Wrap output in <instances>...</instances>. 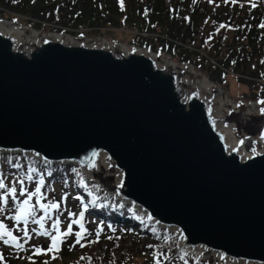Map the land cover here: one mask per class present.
I'll return each mask as SVG.
<instances>
[{"label":"water","instance_id":"water-1","mask_svg":"<svg viewBox=\"0 0 264 264\" xmlns=\"http://www.w3.org/2000/svg\"><path fill=\"white\" fill-rule=\"evenodd\" d=\"M35 33L0 27V150L78 164L200 259L264 264V104L164 51Z\"/></svg>","mask_w":264,"mask_h":264},{"label":"trees","instance_id":"trees-1","mask_svg":"<svg viewBox=\"0 0 264 264\" xmlns=\"http://www.w3.org/2000/svg\"><path fill=\"white\" fill-rule=\"evenodd\" d=\"M0 6L30 16L27 21L35 26L50 29L55 26L49 27L44 22L73 32L90 26L102 32L97 27L107 24L121 27V30L134 28L137 31L134 38L139 44L164 48L183 59H190L215 79L222 80L223 69L233 68L246 84L256 88L258 82L250 76L264 77V0H0ZM104 33L117 35L114 32L110 35L106 30ZM179 41L194 45L200 51L184 50L177 44ZM202 51L210 58L199 56ZM0 170L7 179L18 173L40 172L46 176L44 187L51 191L54 184H58L67 195L70 192L68 179L81 183L82 174L73 165L50 164L13 153L0 154ZM94 185L100 196L105 194ZM67 198L76 201L70 194ZM130 220L125 225L134 227L135 232L130 233L131 241L122 249L116 247L95 254L98 244L81 248V253L89 254L87 264H156L157 258L160 264H206L194 263L184 255H173L177 238L172 234L161 229L150 231L141 221ZM127 231L122 236L130 235ZM121 237H113L112 242L124 243ZM48 256L39 255L30 264H45L55 259L49 260Z\"/></svg>","mask_w":264,"mask_h":264},{"label":"rangeland","instance_id":"rangeland-1","mask_svg":"<svg viewBox=\"0 0 264 264\" xmlns=\"http://www.w3.org/2000/svg\"><path fill=\"white\" fill-rule=\"evenodd\" d=\"M54 25H55L54 23H48L47 24V26H49V27L54 26ZM17 26H19V25H17ZM91 30H94V29L91 28L89 31H91ZM101 30H103V31L106 30V32L110 35L113 34L111 32L117 33L118 35H120V38L121 37L124 38L125 41L127 40V42L128 41L134 42V38L132 37V34H131V30H134V28L133 29H127V30H121L119 28H114L111 24H107V26L102 27V29H100V31ZM109 31H111V32H109ZM89 33H88L87 38L90 39L91 41L97 40L99 36H102V34L100 35L101 32H95L93 34H91V33L89 34ZM103 42H106V41H103ZM201 68H203V67H201ZM201 68H198V69L203 71V69H201ZM223 70H224V74H223L224 77L222 80H220V81H222L221 85L224 87V89L226 91H228V93L230 95L229 97L232 98L233 100H236L237 97L243 96V95L247 96L248 98L249 97L255 98L256 95H260L261 93H263V95H264V90L262 89V83L264 81L259 82L258 86L255 88V87H253V85L246 84V82L240 78V75H238L236 73V71H234L233 68H227V69H223ZM207 72H209V71H207ZM204 73H206V72H204ZM221 101L224 102V99L222 97H221ZM42 179H43V177H42ZM112 179L115 180L114 176L112 177ZM40 181H41V179H40ZM82 181L85 185H88V182H89L88 177L83 176ZM91 190L94 191L92 187H89V191H91ZM53 195L54 194L46 195L45 198L50 201L51 198L53 197ZM106 200H107V198H104L103 200H101L100 203H98L96 205V207H102L103 203L106 202ZM106 207H107V205H106ZM111 207H113V206H111ZM109 208H110V206H109ZM115 208L123 216H129L126 214H134V211H132V212L129 211V209L126 206H121V205L119 206L118 205V206H115ZM0 209H2L1 203H0ZM75 209L73 211L65 210L64 214L61 215V217L66 216L69 213H76V214L79 213L77 216L79 218L76 219L75 221H80V223H74L73 221H72L73 225L70 223L71 227L74 228L71 235L75 234L76 232H81L82 231L81 224H82L84 232H83V239H81L80 241H83V243L88 244L87 246H85L86 248H92L97 243L99 246L97 247L96 252H94L95 254L96 253L99 254L105 250H113V248H116V247H119L120 249H122L127 244V242L131 241V239L129 238L130 237L129 235H128V237L127 236L121 237V234L124 231L122 230L121 226L118 224V223H120L119 221H116L117 224L114 226V228H112L110 226V224H108L109 222H103L102 225L98 224L99 223L98 218H96L94 221L88 223V222L81 220V218H80L81 213L79 212L80 210L77 211V208H75ZM0 213H1V215L5 216L3 211H0ZM41 217H44V216H39L38 218L33 219L32 224L24 225L22 231L18 230L13 224L10 225V228L12 229V231H14L18 235V237L20 236V240H21V238L24 239V243H25V241H27V243L29 245H33V244H36L38 241L42 242L43 240L50 238V236H44V235L40 234V232H41L40 225L38 223H36L35 221H37ZM70 217H73V215L69 216V218ZM6 220H7V222H9V219H6ZM67 220L68 219H65V220L63 219L62 221L59 220V225H61V227H63L64 229L68 228V226H66ZM31 226H32L31 230H28ZM33 229H35L36 231H33ZM44 229L50 231L51 234L53 233V230H50V227H47L46 223H44ZM98 231H99V236H97ZM25 233H27V235ZM17 235L13 234V236H17ZM68 236L63 238L64 242H65V239L69 238ZM18 237H16L17 240L19 239ZM113 237H118V238L121 237V241L124 243L114 244L112 242ZM76 240H77V237L75 236L73 241L76 242ZM75 242H72L70 244V247L68 248V253L66 255L62 256V258L59 257L52 264H85L83 253L78 252V251L75 252V247H78L81 244L79 243V245L78 244L75 245ZM9 244H10V246H13L12 247L13 250L20 252V251H18V247L12 245L11 243L6 244V243H4V240H2V242L0 244V249H1L0 254L1 255L4 253L3 251L11 249V248H6V247H10ZM63 244H65V243H63ZM109 245H113V246L110 247ZM45 249L47 250L48 248L46 247ZM22 251H29V249L27 248L26 250H22ZM5 253L10 254V252H5ZM10 259H11V257L8 256L3 261H10ZM28 259H29V257H25L24 259H15V260L13 259L11 264H25Z\"/></svg>","mask_w":264,"mask_h":264},{"label":"snow or ice","instance_id":"snow-or-ice-1","mask_svg":"<svg viewBox=\"0 0 264 264\" xmlns=\"http://www.w3.org/2000/svg\"><path fill=\"white\" fill-rule=\"evenodd\" d=\"M264 26V25H262ZM260 103L264 104V100L260 101ZM262 112H264V108L261 109ZM39 155V154H37ZM94 156L96 155L95 153L93 154ZM31 178V177H29ZM22 183V181H21ZM41 183H43V179H41ZM0 189H7V193H11L12 197L16 196V192H17V188L16 186H12V187H8L2 178H0ZM22 191H27V189H21ZM5 193L3 195V201L6 204L8 201V194ZM40 196L41 195V189L39 187L36 188L34 193H30L28 195V198L25 199L22 203V205H20V210L18 212V214L14 217V219L19 222L21 220L24 221L25 225L28 223V218L29 216H35V210H34V206L30 203L32 196ZM40 207L45 209V212L47 214V212L51 209L54 208H58L59 205L56 203H49L47 205L45 204H40ZM0 211H3V209H0ZM82 213H81V217H82ZM36 223H38L40 225V229L41 235L44 236H50L51 240H52V244L51 246L46 250L47 252H58L59 251V245L60 243H62L63 238L67 237L68 235L72 234V227L71 224H69L67 231L61 233L59 230V220L55 221L53 224V228L56 230V232L58 233V235H52L50 231L45 230L44 229V217H41L39 220L35 221ZM74 223H80V221H73ZM81 232H76L75 236L77 237L76 243H80V240L83 239V225L81 224ZM33 231H36L35 229H33ZM27 235V233H25ZM97 236H99V231L97 232ZM5 237H7V239H5ZM110 238V237H109ZM0 240H4V243L8 244V243H16L17 238L15 236H13L12 232L7 228V226L3 223L0 222ZM83 246V245H82ZM16 247H22V245L16 243ZM151 247V245L149 246ZM45 250L41 249V248H37L36 252L37 253H42ZM157 257L159 256V254H156ZM53 258H55V255L53 256ZM0 259H3V256L0 255ZM156 264H160V260L157 258L156 260Z\"/></svg>","mask_w":264,"mask_h":264},{"label":"bare ground","instance_id":"bare-ground-1","mask_svg":"<svg viewBox=\"0 0 264 264\" xmlns=\"http://www.w3.org/2000/svg\"><path fill=\"white\" fill-rule=\"evenodd\" d=\"M0 27H1V29H4V30H12L13 34H15L17 37H19L20 39H22L25 42H28L27 40H30V39L36 37L35 36V34H36L35 31H33V33H30L29 30L27 31V29H25V27L17 26L13 22L8 21L6 19L0 18ZM57 35L60 36V34H57ZM40 36H43V35H40ZM61 37L66 38V35H62ZM71 38H73V37H71ZM103 43H105V42H103ZM205 77L201 79V83L205 87L212 88V86H215V82H213L210 78H207L206 75H205Z\"/></svg>","mask_w":264,"mask_h":264}]
</instances>
